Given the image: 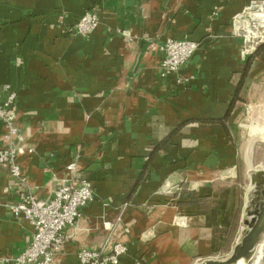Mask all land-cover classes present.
<instances>
[{
	"label": "crops",
	"instance_id": "obj_1",
	"mask_svg": "<svg viewBox=\"0 0 264 264\" xmlns=\"http://www.w3.org/2000/svg\"><path fill=\"white\" fill-rule=\"evenodd\" d=\"M249 1L0 0V98L15 92L14 140L26 148L22 180L0 165V264L34 233L8 205L21 194L48 199L75 175L91 181L94 200L64 227L56 264H80L81 248L108 253L117 241L126 246L118 264L228 255L240 233L230 244L214 236L229 203L218 207L219 194L234 186L245 114L264 112V42L242 57L232 33ZM92 9L96 27L73 36ZM181 38L198 49L162 75L160 46Z\"/></svg>",
	"mask_w": 264,
	"mask_h": 264
},
{
	"label": "built area",
	"instance_id": "obj_2",
	"mask_svg": "<svg viewBox=\"0 0 264 264\" xmlns=\"http://www.w3.org/2000/svg\"><path fill=\"white\" fill-rule=\"evenodd\" d=\"M97 23V11L88 10L81 14L74 23L71 34L87 37ZM232 33L242 38L241 56L247 57L253 54L264 42V0L249 1L243 11L234 17ZM198 45L197 41L187 38L165 41L160 46L163 54L160 62L162 75H175L198 49ZM176 82L180 81L177 79ZM14 99V91H9L4 98H0V120L5 124V130L0 137V165L8 167L9 173L13 177L22 180L17 155L22 153L25 147L16 144L14 140L18 134V128L9 111ZM27 151H31V149L29 148ZM66 168L75 172L76 162L71 161ZM93 200L94 189L91 181L76 177V175L60 179L53 195L48 199H38L32 194L19 195L18 201L9 204L8 207L15 218H23L31 223L34 233L24 250L12 259V264H56L54 251L64 242V227L76 224L82 209ZM256 246L246 259L247 261L251 257H255ZM125 251L124 243L117 241L113 243L108 253L81 248L77 252V260L80 264H118L120 256ZM263 260L264 255L262 263Z\"/></svg>",
	"mask_w": 264,
	"mask_h": 264
},
{
	"label": "water",
	"instance_id": "obj_3",
	"mask_svg": "<svg viewBox=\"0 0 264 264\" xmlns=\"http://www.w3.org/2000/svg\"><path fill=\"white\" fill-rule=\"evenodd\" d=\"M248 187L245 195L243 227L228 255L221 259L208 258L199 264H238L248 259L264 234V166L248 169Z\"/></svg>",
	"mask_w": 264,
	"mask_h": 264
},
{
	"label": "rangeland",
	"instance_id": "obj_4",
	"mask_svg": "<svg viewBox=\"0 0 264 264\" xmlns=\"http://www.w3.org/2000/svg\"><path fill=\"white\" fill-rule=\"evenodd\" d=\"M253 115H254V118H250L249 114H245V119L243 120V125L245 128L242 127V129L244 130V135L240 143V152H241L240 155L241 156L238 159V165L235 169V177L232 178V181L234 182L233 185L236 186L239 190L238 192H239L241 201L244 196V193H246L247 191V187L249 183L247 168H253L254 166L258 164L264 166V138H261L260 134H256L253 137L251 134L252 133L251 129H250V127L252 128V126H254L257 132L258 129L264 128V112H262L261 114L255 113ZM258 117L259 119H257ZM240 221L241 222H239L237 226V235H238V232L241 233L240 226L243 227L242 219ZM262 237L263 236H261L260 239H262ZM229 252L230 251H228V253ZM254 258L255 257H251V259H249L248 261L245 260L244 264H252L254 261ZM263 263H264V260H263Z\"/></svg>",
	"mask_w": 264,
	"mask_h": 264
},
{
	"label": "trees",
	"instance_id": "obj_5",
	"mask_svg": "<svg viewBox=\"0 0 264 264\" xmlns=\"http://www.w3.org/2000/svg\"><path fill=\"white\" fill-rule=\"evenodd\" d=\"M162 146L164 148V144H162ZM238 191L239 190L236 186L224 187L221 190V193L219 194V198H218L219 200L217 205L218 207L220 206L223 207L224 205H226V203H228V200L229 203L225 207V209H223L224 214L221 220L222 228L218 230L214 229V236L215 235L218 237L222 236L223 239L229 238V244H230V239H232L237 229L240 211L242 207V201L240 200ZM219 211H220L219 209L213 210L215 216L219 214Z\"/></svg>",
	"mask_w": 264,
	"mask_h": 264
},
{
	"label": "bare ground",
	"instance_id": "obj_6",
	"mask_svg": "<svg viewBox=\"0 0 264 264\" xmlns=\"http://www.w3.org/2000/svg\"><path fill=\"white\" fill-rule=\"evenodd\" d=\"M259 123V122H258ZM255 124H256V122H255ZM261 124V123H260ZM249 126V125H248ZM250 129H251V134H252V136L254 137V135H256V134H260V137L261 138H264V131H263V129L264 128H260V129H258V131L256 132V130H255V128H254V126H252V128L250 127ZM256 132V133H255ZM259 136V135H258ZM252 137V138H253ZM241 228H242V226H241ZM256 253H255V259H254V261H253V263L252 264H263L262 263V257H263V255H264V234H263V237H262V239H260V241H259V243H258V245L256 246ZM252 261V260H251ZM245 263V260L244 259H241L239 262H238V264H244Z\"/></svg>",
	"mask_w": 264,
	"mask_h": 264
}]
</instances>
